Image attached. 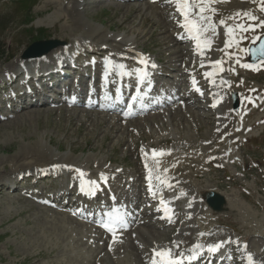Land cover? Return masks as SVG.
Wrapping results in <instances>:
<instances>
[{"label": "rangeland", "instance_id": "374dc122", "mask_svg": "<svg viewBox=\"0 0 264 264\" xmlns=\"http://www.w3.org/2000/svg\"><path fill=\"white\" fill-rule=\"evenodd\" d=\"M71 1L0 0V72L15 66L31 43L57 39L70 42L76 37L85 39L93 34L91 26L101 28V34L105 31L121 34L125 31H141L139 36L135 35L137 45L153 56H158L163 64L174 59L169 55V47H185L183 44L177 47L173 45L175 42L172 36H167L172 32L165 35L163 24L160 23L163 19L150 15L156 11L152 6L144 10L146 15L139 17L135 10L140 3L124 6L108 5L105 2L98 5L90 3L89 7L87 6L89 9H84L85 13L73 12V19L78 20V24L72 23V19L62 20L56 18V15L52 17L54 12L60 13V9ZM228 13L229 11L226 12ZM249 26L246 24L245 28ZM254 36L255 34L239 39L247 44ZM95 40L100 42L99 39ZM218 52L226 58L227 54L221 47ZM187 59L192 65V59ZM168 65L175 67L174 64ZM228 65L233 79L235 75L232 69L235 70V66L230 60ZM192 73H195V68ZM247 75L250 78L249 85H252L251 80L264 84V70L256 72L252 69ZM173 76H176V73L173 72ZM244 76L241 74L235 84L241 83ZM250 88L243 89L238 86L242 93ZM259 96L260 91L252 96L245 95V98L253 107ZM188 109L170 112L169 117L159 113H151L143 118L136 117V120L127 124L130 126L127 128L114 122V118L108 119L97 113L81 111L82 109H27L28 112L24 111L17 117L0 123V182L4 183L5 179L14 177L18 169L22 171L32 166L45 165L52 160L51 155H67V161L72 163H88L89 159L91 168L98 162L104 165L106 170L119 168L121 171L134 173L132 171L137 166L135 151L140 155L143 145L150 144L154 148L166 149L180 144L178 148H174L176 156L183 160L181 170L186 176L184 182L191 185L192 190H200L202 194L207 188H211L230 200L224 211L211 212L212 214L206 215L207 219L211 223L218 219L233 226L239 233L233 238L244 237L253 247L258 248V241L264 244V237L260 236L264 235V169L257 168L254 162L264 164V122L250 130L249 133H254L250 139L247 138L249 134L238 137L239 141L235 144L238 158L235 160V166L228 165L222 159L212 158L214 153L209 149L216 150L214 146L219 143L209 142L208 145H203L207 140H212V137H209L212 134V119L201 117L205 112L199 111L200 109L193 105ZM195 114L198 127L196 121H193ZM260 115L263 116L264 112L256 115L253 120L258 121ZM232 126L230 122L228 128ZM228 128L217 129L225 132ZM214 130L213 128V133ZM259 133L262 134L255 138ZM215 134L219 133L215 130ZM243 137L247 138L246 142L242 140ZM36 144H41L47 152L43 154L44 158L41 157L42 153L40 155L28 151L31 146H37ZM181 144H185V147H180ZM189 145H196V150L192 151L188 148ZM21 148L24 149L23 152H19ZM17 152L19 153L14 158ZM184 154L189 158L183 159ZM239 155L247 160L248 164H243ZM168 158L173 156L169 155ZM209 159H212V162L208 166ZM38 186L48 187L49 184L41 183ZM7 189L0 186V264H139L137 257L139 259L140 254L132 247L119 250L115 248V253L105 254L102 243H93L91 239L85 243V237L74 230L72 232V229L78 226L64 221L62 217L68 219L66 214L59 216L53 211L55 209L48 207L49 210H44L46 206L35 205ZM149 229L155 231V236H159V239L167 236L165 231L151 227ZM217 229L226 230L218 227ZM129 234L128 231L127 235ZM155 236L149 233V237Z\"/></svg>", "mask_w": 264, "mask_h": 264}, {"label": "bare ground", "instance_id": "6f19581e", "mask_svg": "<svg viewBox=\"0 0 264 264\" xmlns=\"http://www.w3.org/2000/svg\"><path fill=\"white\" fill-rule=\"evenodd\" d=\"M101 1H103V0H93V1H91V0H89V1H86V0H72L71 3H69V4L67 3V5H64L63 8L60 9L61 10L60 13L54 12L53 15H52V17L56 15V18H58V19H62V20L63 19H70V20L72 19V23L78 24V20L73 19L74 18L73 12L74 11H79L80 14L85 13V10L86 9L87 10L89 9L88 7H89V4L90 3L91 4L92 3H95L96 5H98L99 3L100 4L103 3ZM233 2H235L236 5L237 4L241 5L242 2H244V1L234 0ZM115 5H117V4H115ZM150 5L151 4H148V3L147 4H143V3L140 4L138 6V8H136V10H135L136 14L138 16L139 15L140 16H143V14L146 15V11L144 12V10H147V8H150V7H148ZM242 7L243 8H247L245 5H242ZM153 8H154V10H157V11L151 12L150 15L151 16L153 15L154 17H157V18H160V19H162V18L164 19L163 22H160V23L163 24L162 27L164 28V33H165V35H167V33L169 32V29H168L169 23L167 21V18L163 17V15L165 14L164 11H163V9L161 7H159V6H153ZM82 10H84V11H82ZM167 12H170V11H167ZM253 13H255V11H253ZM176 16H181L180 12H178L177 10H176V12H174V17H176ZM192 19H195V17H192ZM66 21H68V20H66ZM178 21L180 23L179 25H183L184 22H185L183 17L181 19H178ZM69 23H71V22H69ZM207 23L208 22H204L202 24H204L206 26H211V23L210 24H207ZM90 29H91V32H93V34L92 35H89V37H85V39H92L93 41H95V39H99L100 41H102L101 44H103V43L104 44L109 43L110 46L113 49H115V50L118 51V54H116V57H118L117 59H120V57H121L122 54H124V55L125 54H130V55H132V57L134 55L135 56L142 55V51L139 50V49H137V45H136L137 44L136 43V40H137L136 36H139L141 34V31H135V30L133 31L132 30L131 33H127L125 31V33L123 32L122 34L121 33H110V32H106L105 31V32H103V34H101L102 33L101 32L102 30L99 27H93V26H91ZM165 35H164V37L167 38L168 35L167 36H165ZM211 36L212 35L209 33V31L204 32L200 36V41L203 42L204 40H209L210 41V44L205 45V44L201 43V46L200 47H197V40H195L192 37H190V34H189L188 31H185L184 30V35H183V37L181 39L183 41L194 42L195 43L194 44L195 45L194 48L192 49L190 47V49L194 50V54L201 61L202 64L208 63L210 65V68H208V69L205 70V76L208 77L211 82L209 84V88H207L206 93H204L202 97H205L206 99H209V101H208L209 103L216 101V104H215V107H214L215 112L213 113L215 115L216 121H217V125L216 126H217V128H220V129H224L225 130V129L228 128V125L233 120L231 118L229 120H227V121L225 120L229 115H228L227 111H224L223 109H220V104L222 102H224L225 100H220L218 98V94H221L222 92L224 94H228V93H230L231 91H233L235 89L231 85V82L227 79V77L225 75V73L228 70L227 61L225 59H221L220 57L216 56V54L214 53L213 39L211 38ZM182 40H180V41H182ZM96 45H98V44H96ZM96 45L94 46L95 49H93V50L91 49L88 52H90V51H98L99 53H102L104 51L101 48H98L99 46H96ZM69 46L70 47H68V48L66 47L67 48V51L64 50L66 48L58 47V48H56V49L48 52L47 54H45L43 56L36 57V58H25V59L22 58V57H20V60L26 66H35L37 68H47L46 66H48L51 61H53L55 59H61L62 56H66L69 53H72V52L74 53V51H72L74 49L73 48L74 45L71 44ZM96 48H98V49H96ZM168 52H169V54L171 56L180 57L181 58V61H183V57L186 55L187 50L169 47L168 48ZM105 54L106 55H109L110 53L109 52H105ZM104 58H106V56ZM78 59L80 60L81 58H78ZM131 60H134V59H131ZM217 61H220L221 62L220 65H218V66L216 65V62ZM220 69H222V70H220ZM217 70H219V71H217ZM12 75H15V74H12ZM170 76H172V75H170ZM0 80H1V77H0ZM181 81L182 80L179 81V84H178L179 88L177 89V93H180L181 95H179L174 100V102L170 103L169 105H173V104H175V102H178L180 100H184V97H182V94L183 93L185 94L187 91H182V89L180 87V82ZM31 104L32 105L29 106V108L30 107L31 108H34V106H38L39 105L36 101H34ZM41 105L45 106L44 104H41ZM260 109H264V103L261 105ZM256 111H257V108H256ZM169 112L174 113L172 111V109H170ZM241 112H242V110H240L239 112H236V113H231V115L232 116H237V115L241 114ZM170 116H171V114H170ZM204 117L206 119H210L211 114H207ZM108 119H110V118H108ZM193 121H196V126L198 127V123H197L196 116L193 117ZM114 122L119 123L118 119H115ZM107 123H108V121H107ZM246 123L248 125L251 124V122H249L247 119H246ZM124 126L126 128L127 127H130L127 124L124 125ZM240 126H243V123H240ZM235 127H238V126H234L233 125L232 127H229L228 128V132H230L232 136H234L235 133L237 132V131L234 130ZM220 129H218V130H220ZM239 129H240V127H239ZM196 131H197V129H196ZM225 132H227V131H225ZM170 134H172V133H170ZM178 146L179 145H175L174 147L177 148ZM188 148H194V146L193 145H190ZM23 150L21 148V150L19 149V152H23ZM28 151H32L33 154L34 153L35 154L40 153V155H41V153H42V156L41 157H43V158H44V155L43 154H47V152L44 150V148L41 146V144H39V145H37L35 147L34 146H31ZM19 152H17V154L14 156V158L18 155ZM40 155H38V156L40 157ZM52 156H53V158H52ZM50 157H51L52 160L50 162H48V163H53L54 165H58L59 164L60 166H65V162H67V160H68V156L67 155H65V156L64 155H62V156H54V155H51ZM150 157H151V154L148 153L147 154V159L151 160ZM155 160L156 159H152V161L156 162ZM89 161L90 160L88 159L87 162H89ZM48 163H46V164H48ZM84 168L85 167L79 166L78 167V171H80V173H77V172H73L72 171L71 172V177H72V179L78 178L75 181L77 184H88V186H85L86 189L87 190H92V187L95 185V183L86 180V171H85L86 168L85 169ZM179 168L182 169L183 166L181 164H179L176 167V169L179 170ZM52 169H56V167L54 166ZM135 170L138 173V176H139L138 182L140 183V182H142L144 180L143 173L140 171V168L138 166H136ZM16 171L17 172L14 173V175L15 174L18 175L21 172L20 169H18ZM154 173H155V171L152 170L151 174H154ZM17 181H18L17 178H15L13 181L11 180L10 183H9L10 185L9 184H6L5 185V183H1L0 182V186H2V188H3L5 186L9 185L8 187L9 188L11 187V191H13V188L15 187V184L17 183ZM138 190H139V188H138ZM159 196H160V199L164 200L166 203H169L168 201L170 199L173 200V197H170L167 194V192H165V191H162ZM227 200H228V204H230V200L229 199H227ZM55 203H56V200H55ZM173 203L175 205H178L177 202H173ZM59 216H62V214L59 213ZM62 218L66 222L67 221L70 222V223L75 222L74 221V218H69V217H68V219H66L65 217H62ZM75 224L78 226L79 229H81V231L80 230H75L78 234L83 235L84 232L87 233L89 231L88 229H84V227L81 225L80 222H75ZM151 225H153V224H151V223H148L147 224V226H149V227H152ZM72 231H73V229H72ZM148 231L152 235H154V236L156 235L154 233V231H152V230H144V229H142V228L139 227L137 229V234H138V236L140 238H136V240L129 239V240H127L128 243H126L125 245H122V246H118V247L116 246V248L119 250L120 248H124L125 247V249H126L127 247H130L131 246L133 249H136L137 251H139V253H145L148 250V247H147L148 242H151V244H152V242L157 241V239H155L153 237H151V238L148 239V236H149V234L147 233ZM137 239H139V241ZM243 242H245V241H243ZM211 244L217 245L218 243L216 241L215 242L211 241ZM261 246L264 247L263 244H259V247H261ZM164 250H170V249H169V247H164L160 243H157L156 246L154 247V250L153 251L156 252V251H164ZM228 252L229 253H239V252H235L232 246L229 248ZM244 256H247V258L249 256H251V262L249 264H254L255 260H257V259H260L262 261V263L264 264V251H251V253H249L248 251H245L244 252ZM241 257H242V255H240L239 258L233 259L231 261V264H239V262H241V260H242ZM155 258H157V257L155 256ZM180 258L181 257H179L178 259H180ZM137 261H138L139 264H141V261H140V259H138V257H137ZM174 264H176V263H174Z\"/></svg>", "mask_w": 264, "mask_h": 264}, {"label": "snow or ice", "instance_id": "6c2138e0", "mask_svg": "<svg viewBox=\"0 0 264 264\" xmlns=\"http://www.w3.org/2000/svg\"><path fill=\"white\" fill-rule=\"evenodd\" d=\"M155 2V0H153ZM227 2V0H165V3L172 4L176 7L177 11L180 12L181 16L184 18V24L181 25L182 27L186 28L189 32L190 36L197 40V47L201 46V43L208 45L210 44L209 40H204L203 42L200 41V36L209 30L215 31L214 28L211 26H206L202 24L201 22L210 19V17H205L204 13L207 11H215L214 9H211L209 6L213 3H223ZM260 3V11L264 12V0H259ZM237 16H240L241 13H236ZM244 16L248 17L250 20H256V17H253L251 13L245 12L243 13ZM192 17H195V19H192ZM224 21H221V24H223ZM257 27H264V21H260ZM239 29L241 31H249L254 30L251 28V25L248 28H245L243 25H237L236 29L234 28H227L225 30V35L229 37L228 40L225 41V46L230 47L231 44L234 42L232 37L235 33V31ZM259 39V37H257ZM261 54L264 55V44H261ZM220 61L216 62V65H220ZM244 67H248V65H243ZM222 70V69H220ZM198 90V89H197ZM215 107V104L213 105ZM162 154V153H160ZM153 155H157V153H153ZM151 190V189H150ZM166 211H170V209H165ZM109 231H112L111 228L108 229ZM219 247H222V245H216L213 248H211V251L217 250ZM171 255L168 251H156L154 252V256L160 257L161 260H165L167 257ZM249 261L251 262V256L248 257ZM152 264H157V261L153 259ZM167 264H174V261H167Z\"/></svg>", "mask_w": 264, "mask_h": 264}, {"label": "water", "instance_id": "95a60500", "mask_svg": "<svg viewBox=\"0 0 264 264\" xmlns=\"http://www.w3.org/2000/svg\"><path fill=\"white\" fill-rule=\"evenodd\" d=\"M58 42L57 41H47V42H39V43H35L33 44L28 51L25 53V56H36L39 55L45 51H47L49 48L55 46ZM258 47H261V44L258 45ZM257 47V48H258ZM263 55H257L255 57H253V60H256L258 58H263ZM209 202L213 201L212 197H209L208 199Z\"/></svg>", "mask_w": 264, "mask_h": 264}]
</instances>
